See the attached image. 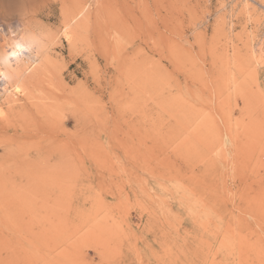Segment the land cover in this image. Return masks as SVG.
Returning a JSON list of instances; mask_svg holds the SVG:
<instances>
[{"label": "rangeland", "instance_id": "1", "mask_svg": "<svg viewBox=\"0 0 264 264\" xmlns=\"http://www.w3.org/2000/svg\"><path fill=\"white\" fill-rule=\"evenodd\" d=\"M0 264H264V0H0Z\"/></svg>", "mask_w": 264, "mask_h": 264}, {"label": "bare ground", "instance_id": "2", "mask_svg": "<svg viewBox=\"0 0 264 264\" xmlns=\"http://www.w3.org/2000/svg\"><path fill=\"white\" fill-rule=\"evenodd\" d=\"M9 2V1H8ZM5 4V3H4ZM6 6V5H5ZM3 7V6H2ZM15 48H16V50L17 51H15V49H13L12 47H11V51L10 52H8L7 53V55L8 56H18L19 55V52H23V50H25V46H24V43H21V42H18V43H15ZM18 46V47H17ZM7 56V57H8ZM3 57V56H2ZM6 57V56H5ZM3 59H5L4 57H3ZM7 59H9V57L7 58ZM5 64V63H4ZM6 65V64H5ZM10 66V65H9ZM30 70V69H29ZM18 76V75H17ZM4 101V100H3Z\"/></svg>", "mask_w": 264, "mask_h": 264}]
</instances>
